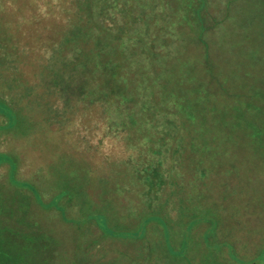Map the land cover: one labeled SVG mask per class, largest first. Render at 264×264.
I'll list each match as a JSON object with an SVG mask.
<instances>
[{
	"label": "rangeland",
	"instance_id": "1",
	"mask_svg": "<svg viewBox=\"0 0 264 264\" xmlns=\"http://www.w3.org/2000/svg\"><path fill=\"white\" fill-rule=\"evenodd\" d=\"M76 1L0 0V101L16 112L11 124L0 108V240L42 235L40 264H182L176 257L213 251L220 264H264V0L146 2L141 9L166 14L174 32L156 42L159 59L137 58L147 73L120 85L119 106L107 83L87 100L52 78L73 56L72 42L60 44ZM90 1L103 22L98 1L112 0ZM140 23L124 27L135 31L126 42L147 35ZM64 71L59 79L70 78ZM156 77L167 88L158 108Z\"/></svg>",
	"mask_w": 264,
	"mask_h": 264
},
{
	"label": "trees",
	"instance_id": "2",
	"mask_svg": "<svg viewBox=\"0 0 264 264\" xmlns=\"http://www.w3.org/2000/svg\"><path fill=\"white\" fill-rule=\"evenodd\" d=\"M121 2V0H112L107 3L98 1V6L100 8L102 7V9L105 11V14H107L105 15L106 19L103 22L101 20L100 22L96 21L94 19V16L92 15V13L94 12L93 6L95 3L92 4L90 0H78L74 3L73 7L75 8V15L73 16L72 24H70L69 26L66 37H63V39H61L66 41L63 44H60V47L63 51V46L65 45V43L68 42V44L70 45L69 42H72L73 44L71 43L72 45L70 50H73V56L71 57V61L66 64V67L65 65L59 67L61 71H64V69L67 68L68 70L64 72H68L70 78L73 77V79L68 78V80L64 79V77H62V79H59L62 73L59 70L52 76L53 79L58 81L56 83L64 90H72L75 94L84 93L88 96L87 100H91L93 96H95V94L99 92V86L106 85L107 83L109 88L108 91L110 92L108 93V95L110 96H108L107 101H111L113 106H119L121 98L120 96H118L120 95L118 90L120 88V85L122 87L124 86V83H126L127 85L131 86L133 82H136L135 76H137V74L138 76H143L145 73H147V71H141L140 69H138L135 64V62L137 63V61L139 60L137 58L141 56L140 60H143L142 57H147L149 55L152 57L155 56V60L160 58L159 56L161 53H163V51L159 52L157 50H153V48L156 47V42L160 37H165L167 40L170 36V33L174 32L169 31L170 25L166 21L168 18L166 17V14L163 16L158 15L156 17H150L148 12L141 9L142 7L147 6L146 2L149 3V0L139 1V6L138 3L134 2V0L132 2L126 1L128 4H124V6H121ZM124 9L132 10L133 12L132 14L129 13L130 15L127 14V17H124L123 22L120 25L119 19L122 14L121 12H123V15H125ZM107 19L110 20V22L115 21V23L111 25L119 26L109 27V24L106 23ZM140 21H143V23L140 24H143L145 32H149L146 36H143L141 34L144 33L136 31V33L131 36L132 38H129L126 42L124 36L126 35L125 33H127V31L133 32L134 30L130 29L124 31V27L133 28V26H135V24L139 23ZM121 33H123V35H121ZM145 37H147L149 41ZM150 41L153 43V45L151 47H148V42ZM140 44L142 50L140 53L141 55H137ZM170 44L171 40L169 38L168 46ZM124 48L129 50L127 55L124 54ZM171 51V47H168L167 49H165V53L163 54V56L166 55L167 58L173 59ZM163 59L165 58L163 57ZM154 62V73L156 74L160 69V63L157 61H153V66ZM139 68L145 67L141 66ZM79 78L82 79V83L78 81ZM71 81L76 82L72 89H70ZM155 82L158 84L156 85L157 88L154 87V89L152 90L155 95L152 97L153 99H151L150 102H154L151 107L158 108L160 105V93L165 92V89L167 88L163 87V80L159 79V77L155 78ZM183 91L185 94L188 92L186 88H184L182 92ZM67 100L69 99L67 98ZM173 102L174 109L172 110L178 111L176 101L174 99ZM127 106H133V103H128ZM0 108H7L10 110L11 116L13 118L11 124H14L16 121V112L11 111L10 105H8L5 101H0ZM176 122L177 120L170 117V124H174ZM88 217L96 218L98 224L102 228L105 227L106 229H109L108 231L104 230L106 233L123 235L116 232V229L113 228V226L109 223L105 214L92 213L91 216ZM193 222L194 221H191L189 223V228L192 226ZM213 227L210 229L208 234L212 232ZM165 241L167 244V248L171 249L172 245L169 236L168 240ZM190 243L191 236L186 239L184 247L182 245L181 248L174 249V252L172 251V258L175 259L176 255L184 254V252H186L191 246ZM227 244L230 245L228 242ZM221 245H223V243L212 244L211 249L218 250ZM232 256L234 258V256L236 255H234L233 253ZM185 257L186 256H184V258H176H178L179 261L182 262V264H220L217 263L218 255L214 253V251L211 254L204 252L201 258L202 260L199 261H195L193 259L190 260V258ZM235 261H239V264H250V262L246 263L244 261H240V259H235ZM18 262L19 259L17 257H11L10 254L0 252V264H18ZM226 264L233 263L232 261H229Z\"/></svg>",
	"mask_w": 264,
	"mask_h": 264
},
{
	"label": "crops",
	"instance_id": "3",
	"mask_svg": "<svg viewBox=\"0 0 264 264\" xmlns=\"http://www.w3.org/2000/svg\"><path fill=\"white\" fill-rule=\"evenodd\" d=\"M38 237L34 235L21 236V234H19L18 237H15L14 235L6 236L5 239L0 240V252L10 254L11 257H17L19 259L18 264H37L36 262L28 261L27 257L21 258V254L26 251H29L32 255L36 253L38 258L37 262L40 264L42 262V257L39 261L38 253H40L39 248L41 247L40 241H42V235H39ZM38 239H40L39 242Z\"/></svg>",
	"mask_w": 264,
	"mask_h": 264
},
{
	"label": "water",
	"instance_id": "4",
	"mask_svg": "<svg viewBox=\"0 0 264 264\" xmlns=\"http://www.w3.org/2000/svg\"><path fill=\"white\" fill-rule=\"evenodd\" d=\"M252 264H256V263H252Z\"/></svg>",
	"mask_w": 264,
	"mask_h": 264
}]
</instances>
